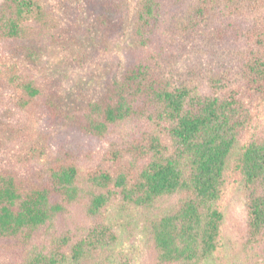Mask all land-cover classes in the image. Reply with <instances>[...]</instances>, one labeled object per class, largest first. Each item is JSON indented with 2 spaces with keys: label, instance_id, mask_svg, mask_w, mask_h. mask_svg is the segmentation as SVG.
Listing matches in <instances>:
<instances>
[{
  "label": "trees",
  "instance_id": "1",
  "mask_svg": "<svg viewBox=\"0 0 264 264\" xmlns=\"http://www.w3.org/2000/svg\"><path fill=\"white\" fill-rule=\"evenodd\" d=\"M88 1L4 0L0 38L27 41L60 31L67 15ZM104 9L110 29L103 35L101 18L89 24L87 43L80 45L86 59L75 64L63 56L58 63L61 71L82 66L86 47L100 45L106 54L94 58L101 73L91 68L47 95L48 118L58 135L73 129L101 139L112 126L136 118L154 120L160 134L145 131L110 143L99 164L134 165L93 169L89 192L79 186L76 156L93 150L79 144H61L66 152L35 175L0 169V241L27 246L81 205L94 220L89 227L52 238L17 264H90L118 243L114 227L102 219L115 199L154 211L149 236L160 264H205L220 249L225 217L218 203L233 165L245 199L243 253L249 264H264V128L240 144L264 108V0H106ZM150 47V55L133 66L118 58ZM20 50H14L16 58ZM10 71L18 73L16 67ZM21 88L25 99L0 110V152L27 137L28 128L11 120L44 92L31 80ZM54 139L41 134L22 160L43 159Z\"/></svg>",
  "mask_w": 264,
  "mask_h": 264
},
{
  "label": "rangeland",
  "instance_id": "2",
  "mask_svg": "<svg viewBox=\"0 0 264 264\" xmlns=\"http://www.w3.org/2000/svg\"><path fill=\"white\" fill-rule=\"evenodd\" d=\"M4 0H0V5ZM106 0H89L76 13H69L63 21L62 30L51 33H36L27 41H12L0 38V110L14 109L12 101L16 98H24L21 84L25 81H35L37 86L44 90L43 94L35 99L25 110L19 112L12 119L13 123H20L29 130L23 140L10 145L0 152V169H7L28 177L35 175L49 161L54 159L57 153L66 152L61 144H79L85 148L92 149L91 154L81 153L78 159L80 167L79 186L89 192L91 185L88 184L87 175L93 169L103 167L111 172L119 170L121 166L128 165L132 168L133 161L117 163L116 165L99 164L109 144L113 141H128L139 137L148 131L160 134V129L154 120L130 119L111 127L109 134L101 139L87 137L76 130H68L62 135L56 133L58 126L53 125L45 107L46 96L64 86H70L85 73L97 69L95 56H104L99 45L96 50L90 51L86 47L88 58L82 66L73 67L61 71L58 63L63 56H69L71 62L86 59L80 45L87 43V30L89 24L100 20V26L105 35L109 31L110 24L104 21L106 11L104 4ZM56 25V22L53 23ZM93 35V34H92ZM159 35H162L160 33ZM110 39H113L111 36ZM160 43V41H159ZM21 49L19 58L14 56V50ZM133 49V48H132ZM134 50V49H133ZM152 48L143 49L137 53L123 52L118 58L127 66L140 63L150 55ZM135 51V50H134ZM75 63V62H74ZM76 64V63H75ZM18 69L14 74L10 71ZM60 71V74L55 71ZM7 73V77L5 75ZM58 73V74H57ZM16 77L14 83L10 79ZM53 81V82H52ZM18 112V111H17ZM259 116L254 123L241 135V146L254 140L264 128V108L259 111ZM48 132L55 135L52 148L43 159L23 161L37 138ZM44 153L47 151L43 150ZM99 164V165H98ZM225 193L218 203L224 213V223L221 233V245L218 252L205 264H249L242 249V237L240 233L244 229L246 209L243 194V182L239 173L234 170L233 165L225 176ZM154 215L150 209L134 208L115 199H112L102 219L113 226L118 235V243L106 250L100 251L98 255L90 260V264H160L154 251L153 242L149 236L148 220ZM92 218L86 215L83 206L72 210L67 216L58 217L56 221L41 229L36 237L27 246H21L18 239L0 241V264H17L23 261L33 248L48 246L52 238L66 231H83L89 227ZM35 245V246H32ZM130 261V262H128Z\"/></svg>",
  "mask_w": 264,
  "mask_h": 264
}]
</instances>
